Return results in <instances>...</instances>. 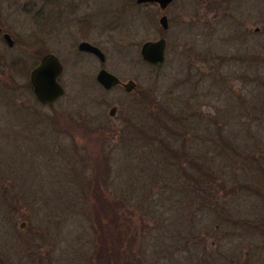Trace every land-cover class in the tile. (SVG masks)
<instances>
[{
  "label": "rangeland",
  "instance_id": "374dc122",
  "mask_svg": "<svg viewBox=\"0 0 264 264\" xmlns=\"http://www.w3.org/2000/svg\"><path fill=\"white\" fill-rule=\"evenodd\" d=\"M249 3L251 37L223 21L208 59L176 52V39L155 68L141 56L161 37L154 6L0 0V25L36 46L31 59L39 48L56 53L66 88L39 106L27 77L11 83L2 67L0 264H264V0ZM198 9L175 0L165 37L202 45ZM81 28L104 65L74 47ZM102 67L138 89L105 90Z\"/></svg>",
  "mask_w": 264,
  "mask_h": 264
},
{
  "label": "flooded vegetation",
  "instance_id": "af4514ba",
  "mask_svg": "<svg viewBox=\"0 0 264 264\" xmlns=\"http://www.w3.org/2000/svg\"><path fill=\"white\" fill-rule=\"evenodd\" d=\"M253 1L254 0H199V9L198 10H199V16H200V24L202 25V27L204 29L203 32L201 33L202 45H201V41H199L200 43L199 44L197 43L196 45L192 44V43H188V42H183V41L180 40V38H178L180 36L177 37V35H174V34L168 35V38L165 37V33L169 32L171 27H172L171 26V19H170L169 15H168V10L170 9V7H172V5L175 2V0H173V2L166 9H162L158 3H151V4L143 5V3L136 2V3H138L139 6H142V7H144V6H154V7H156L158 12H159V14H160V19L162 17H164V16L167 17L168 28H164L162 26L161 22H160V19H159V24L162 27V31L161 32L159 31V34H160L161 37L158 38V39H155V40H151V41L155 42V41H158V40H161V39H165V41H166L165 61H164V63L157 64V65L156 64H149L147 62L146 63L151 65V66H153V67H155V68L162 67L166 63V61L168 59V49L170 48V44H172L176 39L179 42V46L176 45V47H177V49L175 50L176 52L178 50L182 49V48H185L184 52L191 53V56H195L194 53L198 52L201 55V56H199L200 58L208 59L209 56H205L204 54L208 53L209 51L212 52V50L215 49L216 43L213 40H215L214 37L218 35V33H219L218 32L219 25L223 21L224 22L225 21L226 22L227 21H232V23H233V20H235V24H231V22H230V26L232 28L231 29L232 33H233L234 28L236 26L237 31L240 30V33L242 34L243 37L245 36L246 39L248 37H251L254 34V30H253V23H250V20L253 18L252 16H253L255 11H254L253 7H247L246 6V9H245V2L246 3L250 2L249 4H252ZM1 16H2V9H1ZM89 17H90V13H89ZM239 17H241V18H239ZM262 17H264V15H262ZM89 22H90V20H89ZM54 23H55V25H60L58 27L62 26V22L59 21V19L56 22H54ZM232 25H233V27H232ZM239 26H240V28H239ZM87 29L88 30L90 29V24L89 23L87 25ZM78 31H79L78 37H80V39L77 41V45L74 46L75 48L77 46V48L79 50L80 44L86 42V43H90V44L98 47L104 53V51L101 48L102 46H100L99 44L94 43L93 41L90 42L91 40H89V38H88L89 34L85 35V37H84V35L82 34V28H81V30L79 29ZM255 31L256 32L260 31V28H256ZM162 32H163V36H162ZM6 33L10 34L11 37L14 39V42H15L14 46L10 47V46H8L6 44L5 38H4V35ZM0 37L3 38L2 41L4 42V44L7 45L6 48L9 51V65H8L9 67L7 66L8 71H5L6 66H4L3 63H2V64H0L1 65L0 74H1V71H2V67H3L4 74L10 75L11 83H12V80L14 78L13 75L17 74L16 72L22 73L23 77H27V79H28L26 81V83L24 84V87H26V90L29 93L32 94L34 101L37 102V105L45 106V105H42L37 100V98H36V96H35V94H34V92L32 90L31 73L36 67H38L40 65L41 59L45 55L52 53L51 49H46V48H42L41 49V48H39L38 52H35L34 54H32V56L35 59H31V57H28L27 55H30V48H36V46H33V47L32 46H26V45L21 46L19 44V41L17 39H15L13 37V35L11 33H9L7 30H5L1 25H0ZM39 47H41V46H39ZM74 47H72V49H74ZM15 52H18V54L15 53ZM80 52L81 53L82 52L83 53H87L89 55L91 54L95 59H98L99 62L102 65H104L106 63V61H107V58H106L104 62H101L100 57L98 55L94 54V53L84 52V51H80ZM54 54L56 56H58L56 53H54ZM33 61L36 62L34 65H32ZM103 69H106V68L102 67L100 69V71L103 70ZM115 75L118 76L117 74H115ZM3 76L4 75H0V77H3ZM60 78H61V76H60ZM60 78H59V80H60ZM119 79L123 83H126V82H128L130 80H133V81L136 82V87L131 92H128L125 89V86L123 84H120V85H116L111 90L121 88L124 91H126V93L132 94L138 89V82L136 80H134V79L124 80V79H122L120 77H119ZM111 90H108V91H111ZM113 108H114V113L111 114V110ZM118 111H119L118 106L114 105L110 109V112H109L110 117L111 118L116 117L118 115ZM205 143H206V140H205ZM213 143H215V141H213Z\"/></svg>",
  "mask_w": 264,
  "mask_h": 264
},
{
  "label": "water",
  "instance_id": "95a60500",
  "mask_svg": "<svg viewBox=\"0 0 264 264\" xmlns=\"http://www.w3.org/2000/svg\"><path fill=\"white\" fill-rule=\"evenodd\" d=\"M138 3H158L162 9H166L173 0H137ZM1 12V10H0ZM160 22L164 28H168L167 17H162ZM10 45L14 44L10 35L5 36ZM166 41L161 39L158 41H148L143 44L141 55L145 61L151 64H162L165 60ZM81 51L92 52L98 55L102 62L105 61L104 53L97 47L90 43H82L79 47ZM63 66L59 58L53 54H49L43 58L40 65L36 67L31 73L32 89L38 100L45 104L52 106L64 94L65 89L59 83L58 78L62 73ZM98 81L106 89H111L116 85L123 84L128 92H131L136 87V82L130 80L123 83L117 76L106 71H100ZM114 113V108L111 114ZM25 226V224H22Z\"/></svg>",
  "mask_w": 264,
  "mask_h": 264
},
{
  "label": "trees",
  "instance_id": "16d2710c",
  "mask_svg": "<svg viewBox=\"0 0 264 264\" xmlns=\"http://www.w3.org/2000/svg\"><path fill=\"white\" fill-rule=\"evenodd\" d=\"M2 88V87H1ZM173 132V131H172ZM155 147V146H154ZM170 147H172L170 144H167V145H165V150H167L168 148H169V150H170ZM173 148V147H172ZM162 149V147L159 149V150H161ZM187 154H188V152H187ZM176 155V154H175ZM177 156V160H189V162H191V164H196L197 162H195L196 160H191V159H187V156H178V155H176ZM204 163H206V160H203V163H202V165L204 164ZM198 164V165H197ZM196 165H197V167L196 168H199L200 167V165H201V163H197ZM190 171H192V169H190ZM189 172V171H188ZM194 174V173H193ZM201 176H203V175H201ZM200 180H205V179H200Z\"/></svg>",
  "mask_w": 264,
  "mask_h": 264
}]
</instances>
